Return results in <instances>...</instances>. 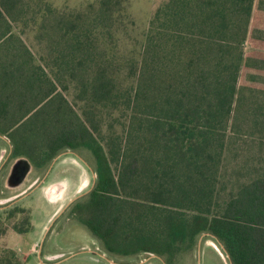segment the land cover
<instances>
[{"label": "trees", "instance_id": "trees-1", "mask_svg": "<svg viewBox=\"0 0 264 264\" xmlns=\"http://www.w3.org/2000/svg\"><path fill=\"white\" fill-rule=\"evenodd\" d=\"M55 82L83 87L80 115ZM239 107L264 116V0H166L139 33L129 0H0V132L34 163L92 153L95 186L70 214L110 252L173 258L209 228L236 264H264V169L213 213ZM0 264L23 262L3 246Z\"/></svg>", "mask_w": 264, "mask_h": 264}, {"label": "rangeland", "instance_id": "rangeland-1", "mask_svg": "<svg viewBox=\"0 0 264 264\" xmlns=\"http://www.w3.org/2000/svg\"><path fill=\"white\" fill-rule=\"evenodd\" d=\"M49 1L52 6L57 8L63 6L74 8L95 0ZM164 1L166 0H129V13L135 21L136 32H141L147 26L156 8ZM244 49H250L248 42L244 43ZM64 84H68L70 88L65 90L62 84L55 82L56 89L54 94L49 97H52V101L56 102L58 97L54 96L61 94L63 101L69 104V109L80 115L86 101V98L82 97L83 94L85 95L82 92L83 87H76L67 82ZM26 99L30 100L31 96H27ZM35 100L36 98L32 102ZM47 102L48 98L41 101L36 110L42 107L48 111L49 102ZM65 110L68 112L66 106ZM237 115L238 118L235 121L232 117L234 123L230 125L226 133L216 183L213 213H220L224 204L231 195L236 193L241 183L247 182L264 169V130L260 131L250 121V119L264 118V116L248 115L246 109L240 107ZM251 127L253 129H250ZM3 146L5 147V145ZM77 152L85 162L95 169L94 157L88 149L78 147ZM63 159L57 162L50 177V183H53L59 181L60 175H69L70 181L62 190V198L57 203L53 201L51 205L48 204L47 198L43 195V190L46 189L44 187L38 193L20 200L16 204H19L18 208H23V212L15 211L13 213L15 207L0 211V218L7 227L5 235L0 238V248L3 246L12 248L23 264H111L101 257L102 251L105 252L101 242L84 224L71 216L69 209L65 211L63 217H57L56 211L59 209L63 211L71 202L70 198L84 188L83 177H89L83 169H77L75 165L66 161L67 158ZM44 169V167L41 168L40 172L42 173ZM10 213L14 215L10 221H6L5 216ZM24 228L27 230L19 233ZM36 244L38 250L35 247ZM146 254V252H142L140 257H144ZM108 256L112 257L115 262L130 258L129 255L120 257L109 254ZM183 260L185 263L186 259Z\"/></svg>", "mask_w": 264, "mask_h": 264}, {"label": "flooded vegetation", "instance_id": "flooded-vegetation-1", "mask_svg": "<svg viewBox=\"0 0 264 264\" xmlns=\"http://www.w3.org/2000/svg\"><path fill=\"white\" fill-rule=\"evenodd\" d=\"M77 150L78 147L67 146L57 151L51 159L34 163L28 155L17 153L16 146L11 139L0 132V211L20 207L19 204L16 205L20 200L31 197L44 187L46 189L43 190V195L47 198L48 204L51 205L53 201L57 203L62 198V190L69 183L70 177L68 174H62L59 181L50 183L51 172L55 169L59 160L67 158L68 163L75 165L77 169H83L89 175L88 178L83 177L82 184L84 188L70 198L69 205L63 211L60 209L56 211L57 217H63L67 209L70 213L74 205L89 197L96 183V164L94 169L89 163L85 162L84 158H81ZM2 152L3 154H1ZM43 167L45 169L41 173L40 169ZM85 190L87 191L84 192ZM58 193L59 195H57ZM87 229L90 231L88 227ZM101 245L105 251H102L101 257L111 264H236L225 243L209 228H204L194 235L191 246L173 258L157 253H147L146 256L140 257L142 251H135L128 253L129 260L120 259L121 261L115 262L112 257L108 256L109 254L120 257L128 255L115 254L106 250L102 242ZM35 247L38 250L37 244ZM183 259H186L185 263Z\"/></svg>", "mask_w": 264, "mask_h": 264}, {"label": "water", "instance_id": "water-1", "mask_svg": "<svg viewBox=\"0 0 264 264\" xmlns=\"http://www.w3.org/2000/svg\"><path fill=\"white\" fill-rule=\"evenodd\" d=\"M148 254H152V253H149V252H147Z\"/></svg>", "mask_w": 264, "mask_h": 264}]
</instances>
